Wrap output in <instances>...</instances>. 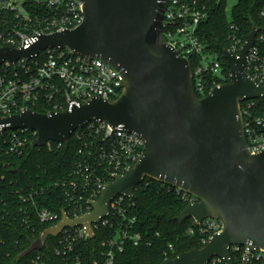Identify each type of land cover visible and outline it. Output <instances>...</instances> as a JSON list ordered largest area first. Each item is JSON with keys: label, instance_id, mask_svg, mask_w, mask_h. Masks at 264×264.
I'll return each instance as SVG.
<instances>
[{"label": "water", "instance_id": "water-1", "mask_svg": "<svg viewBox=\"0 0 264 264\" xmlns=\"http://www.w3.org/2000/svg\"><path fill=\"white\" fill-rule=\"evenodd\" d=\"M79 1L83 18L78 26L36 34L27 46H0V65L30 61L47 49H67L115 68L124 79L122 92L112 101L92 97L63 111L26 108L0 117L1 128L34 130L32 145L42 147L48 141L64 143L76 129L102 120L135 133L144 152L123 173L112 175L98 199L90 201L92 210L74 218L62 212L21 255L42 249L48 237L65 228L81 226L93 238L92 224L108 215L109 203L117 196L132 197L145 178L195 199L175 217L178 221L218 218L222 225L203 247L165 258L162 264H206L215 256L231 264V244L251 242L264 248V151L249 152L240 107L242 101L264 98V85L246 72L258 29L248 33L237 55L224 50L228 82L198 97L189 61L161 39L166 0Z\"/></svg>", "mask_w": 264, "mask_h": 264}, {"label": "trees", "instance_id": "trees-1", "mask_svg": "<svg viewBox=\"0 0 264 264\" xmlns=\"http://www.w3.org/2000/svg\"><path fill=\"white\" fill-rule=\"evenodd\" d=\"M195 1L207 14L197 25L195 35L204 53L221 62L227 82L229 69L223 52L234 41L243 44L253 28L264 33V0H236L229 18L227 0ZM25 6L31 16L45 14V9L34 0ZM12 27L22 29V24L12 11L2 13L0 32H12ZM196 60L190 59V65ZM7 71L19 76L26 73L20 64L10 66ZM57 99H60L57 93L47 97L40 92L37 101L28 107L45 113ZM255 106V111H260L259 101ZM7 132L12 134L7 129L0 138V264H64L63 250L67 244L72 252L98 255L106 249L101 242L115 235L121 238L122 231L137 233L139 238L136 243L124 239L121 248L115 251L114 264H162L165 258L203 247L209 238L211 231L205 221L196 223L190 218L180 222L175 218L195 201L190 195L145 178L135 187L132 197L123 198L119 207L110 209L108 223L98 224L92 239H74L75 228H69L57 237H48L42 249L21 255L43 229L55 223L42 221L40 212L59 217L64 210L73 217L88 209L89 201L96 198L98 179L110 180L106 155L110 139L104 138L102 131L97 133L95 127L84 126L62 144L52 142L50 147H35L34 135L26 131L21 135L22 145L11 151Z\"/></svg>", "mask_w": 264, "mask_h": 264}, {"label": "built area", "instance_id": "built-area-1", "mask_svg": "<svg viewBox=\"0 0 264 264\" xmlns=\"http://www.w3.org/2000/svg\"><path fill=\"white\" fill-rule=\"evenodd\" d=\"M30 1L32 2V0H0V16L6 11H12L15 18L22 24V29L12 27V32L6 34L0 32V46L15 48L27 46L36 34L59 31L65 28L72 29L82 21L83 3L79 0H34L45 9V14L42 16H31L28 13L25 5L29 4ZM206 15L205 8L197 6L195 0H166L164 26L161 33L162 41L172 45L179 55L186 58L189 63L190 59L197 58L193 66H190L193 89L198 97L205 96L215 86L226 82L222 73L221 62L213 58L211 54L204 53V48L195 35L197 25L206 18ZM241 46L239 41H234L228 50L237 55ZM247 57L246 72L248 76L257 84L264 85L263 32L258 31L255 35L254 44ZM15 64L22 65L26 73L21 76L9 74L7 69ZM227 76L229 80V71ZM221 78L223 80H219ZM123 88L124 79L121 73L102 60H86L72 54L67 49H47L28 62L26 60H20L16 63L5 61L0 65V117L19 114L24 109L29 108V104L37 101L40 92H44L47 97H51L55 93L60 95V99H57L51 109L47 111L49 112L63 111L72 103H83L92 97L112 101L120 95ZM256 99L253 98L240 103L244 136L251 154L264 151V102L259 100L261 103L260 111H255L257 110ZM85 126L88 129L95 127L97 133L102 131L104 138L110 139V146L106 153L110 180H112L113 174L123 173L128 166L135 164L144 152L143 141L135 133H129L119 128L114 129L102 120L90 121ZM7 129L12 132V134L10 132L5 134L8 135V138L10 134L9 148L11 151H17L22 145L21 135L26 131H31L34 139L37 136L34 130L27 128L2 129L0 125V138ZM52 142L55 141H48L45 145L50 147ZM110 180L98 179L97 192L95 190L96 198L90 201L98 199L101 188ZM123 198L125 197L117 196L109 203L108 215L98 223L92 224L93 231L98 224L106 225L108 223L110 209L119 207V202ZM88 205L85 212L73 217L67 215L64 210L61 211L59 217L57 214L47 211H42L39 215L42 221L51 220L55 222L52 225H55L61 219L62 212L69 218H74L92 210L91 205ZM204 221L211 231L210 236L214 232L221 231L222 225L218 218H207L196 223ZM73 228H75L77 235L73 236L74 239H92L87 237L83 227L75 226ZM67 229L69 228H65L61 232ZM126 238L132 239L136 243L139 234H128L126 231H122L121 238L115 235L101 242L103 246H106V249L100 251L98 255H92L93 252H90L89 255H82L81 251L72 252L71 246L67 244L68 248L66 246V249L63 250L65 256L63 262L64 264H114L115 251L121 248ZM228 251L231 264H264V248L253 245L251 242L231 244ZM56 253L59 254V251L57 250ZM206 264L226 263L223 258L215 256Z\"/></svg>", "mask_w": 264, "mask_h": 264}, {"label": "rangeland", "instance_id": "rangeland-1", "mask_svg": "<svg viewBox=\"0 0 264 264\" xmlns=\"http://www.w3.org/2000/svg\"><path fill=\"white\" fill-rule=\"evenodd\" d=\"M236 3V0H227V3H226V14L228 16V18L230 17V12H231V9L233 7V5ZM259 100H262L264 102V98H257L255 101H259Z\"/></svg>", "mask_w": 264, "mask_h": 264}]
</instances>
